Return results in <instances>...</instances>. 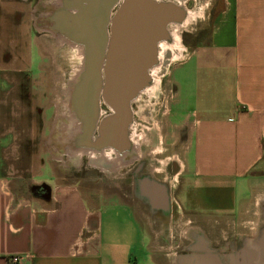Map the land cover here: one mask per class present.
<instances>
[{
    "label": "crops",
    "instance_id": "obj_1",
    "mask_svg": "<svg viewBox=\"0 0 264 264\" xmlns=\"http://www.w3.org/2000/svg\"><path fill=\"white\" fill-rule=\"evenodd\" d=\"M29 1L0 0L1 37L10 22L21 28ZM36 1L40 15L52 0ZM200 17L197 41L171 67L165 111L146 139L161 148L162 180L134 175L130 193L137 201L121 192L113 201L92 200L48 162L38 164L28 188H19L23 176L3 171L11 142L9 131H0V264L11 255L19 256L17 264H178L175 256L189 255L180 252V237L190 229L208 244L225 240L234 260L249 261L264 233V0H209ZM15 61L7 49L0 55L8 68ZM2 68L0 93L9 84ZM51 128L50 158L65 169L69 158L58 153ZM149 181L165 186L164 198ZM155 219L175 228L176 251L168 240L154 246L159 256L149 249L147 238L161 233L152 228Z\"/></svg>",
    "mask_w": 264,
    "mask_h": 264
},
{
    "label": "rangeland",
    "instance_id": "obj_2",
    "mask_svg": "<svg viewBox=\"0 0 264 264\" xmlns=\"http://www.w3.org/2000/svg\"><path fill=\"white\" fill-rule=\"evenodd\" d=\"M45 1L42 0L39 3ZM208 1H188L187 7L194 10V17H197L193 22L178 28L179 30L184 28L190 32H179L180 46L177 49L176 58L165 68L158 83L151 86L152 88L140 92L132 101L133 126L130 127L129 132L134 131L139 138L141 155L135 164L121 168L116 174H108L98 166L89 163L84 157L81 158L80 164L74 163L73 158L69 157L65 169L58 167L56 161L50 158L51 154L46 145L49 144L47 140L51 137L49 130L52 131L51 127L57 125L54 117L56 106L59 107L66 101L71 89V78L82 70L83 59L81 56L79 57L77 70L74 68V63L77 60L74 62L72 58L75 52L74 46L55 42L50 32H36L35 18L38 17L39 10L38 7L36 9L37 1L30 0L22 14L21 28L14 27L16 23L13 22V25L10 22V26L5 28L2 37L0 36L4 41L9 40L8 45L1 44L0 55L7 49L11 54V59L13 56L16 58L10 68H8V63L0 62L4 67L2 72L9 79V84L4 86L5 89L0 93V131L8 130L11 142L10 149L7 151L8 153L6 152V156L9 158L2 165L3 171H8L12 176L22 175L23 183L19 184V188L23 186L26 189L29 187L30 179L34 177V173L40 169L38 164L48 162L49 166L46 165V168H53L60 178L77 182L92 200L99 203L115 200V195H119L120 192L130 196L131 178L136 174L162 180L164 173L162 169H165L166 166L161 163V148L157 139H151L154 143L151 142L152 144L149 146L146 139L153 135L155 124L163 114V110L165 111V99L163 98L169 87L167 84L169 71L175 63L185 57L189 47L197 41L196 32L200 25L202 7ZM34 7L37 11L34 10ZM13 40L15 48L11 47ZM1 82L0 87H2ZM56 117L58 118V116ZM7 140L8 137H3L4 143ZM153 147L155 159H152L151 156ZM14 156H19L20 159H16ZM134 166L139 168L135 174L126 173ZM93 196L99 197L94 199ZM131 199H134L132 195ZM137 204L139 205V203ZM153 225L152 228L161 233L158 235L156 233L157 236L155 235L153 238H147L146 242H151L149 249L155 256H159L154 250L157 242L168 240L171 243L169 248L173 249L179 238L175 228L169 222L156 221L155 219ZM180 238L183 241L182 237Z\"/></svg>",
    "mask_w": 264,
    "mask_h": 264
},
{
    "label": "water",
    "instance_id": "obj_3",
    "mask_svg": "<svg viewBox=\"0 0 264 264\" xmlns=\"http://www.w3.org/2000/svg\"><path fill=\"white\" fill-rule=\"evenodd\" d=\"M85 2L72 0L67 3L64 0L51 19L53 28L85 45L82 76L94 78L85 91L92 94L93 102L100 95L115 112L112 119L118 117L124 130L131 119L128 104L149 82V69L157 62L155 45L168 37L165 25L181 22L186 9L185 6L171 2L123 0L115 14L109 18L108 10L112 0H91L89 4ZM108 21L109 33L106 31ZM93 24L100 34L95 39L92 36ZM84 86L79 85L80 91ZM124 141L127 142V139L120 140L122 144ZM155 186L165 197V186L154 183ZM199 235L198 243L188 246L189 254L202 250L193 264L200 263V258H204L203 262L216 261L215 251L202 234ZM262 236L263 243L250 249L247 264H264V261L254 260L264 256V233Z\"/></svg>",
    "mask_w": 264,
    "mask_h": 264
},
{
    "label": "flooded vegetation",
    "instance_id": "obj_4",
    "mask_svg": "<svg viewBox=\"0 0 264 264\" xmlns=\"http://www.w3.org/2000/svg\"><path fill=\"white\" fill-rule=\"evenodd\" d=\"M64 0H52L51 3H48L47 5L44 4L42 6L43 14L38 15L39 18L36 20L37 29L36 32H50L53 35L57 36L58 31H56L53 28V22L52 18H54L55 12L59 7H61V2L63 3ZM86 1V4H89L91 0H84ZM156 2H171V3H177L181 6H183V3L185 0H153ZM177 1V2H176ZM72 2V0H67V3ZM123 0H112V5L110 6L108 10V16L109 18L112 17ZM189 2H186V6ZM50 13V14H49ZM192 13L194 16V12L191 10H186L185 15L183 17V20L179 23H168L165 25V29L168 33V37L166 39H162L161 41L157 42L155 45L156 51H157V62L150 68L151 70L160 65H168V57L172 56V53H162L163 59L160 57L159 52V45L160 44H166L170 46V44H173L175 40L173 39V35L177 33V28L179 25H182L184 21L188 18V16ZM89 18V15L87 16ZM40 19H43L44 23L40 22ZM46 19V20H45ZM94 21V19H93ZM92 21V22H93ZM89 26V25H88ZM87 26V27H88ZM92 36L93 39H95L97 36H99V30L96 32L95 30V24L92 25ZM39 27V28H38ZM109 27L110 22H107L106 25V31L109 33ZM190 32L189 30H186L182 28L179 30L180 33ZM61 39H63L61 37ZM70 39V38H69ZM97 41V40H96ZM66 43V42H65ZM177 45V44H176ZM180 46V37H179V44ZM85 45L83 46L84 49ZM174 47V49H173ZM171 46L173 51H177L179 49L178 47L175 48V46ZM98 49H102V47L97 46ZM82 49V51H83ZM77 51V49L75 48ZM172 51V52H173ZM83 59V57H82ZM167 59V60H166ZM79 66V64H78ZM76 68V67H75ZM77 69V68H76ZM75 69V70H76ZM83 70V69H82ZM82 70L77 75H74L71 78L70 82V90L69 94L66 98V111H62L61 115L66 113L65 119H66V125L64 128V131H66V145L69 147L74 148L75 150H81L82 152L80 155H84V158H86L85 153L90 152L97 156L96 159H98V164L103 168L101 169L104 172H113L114 170H120L121 168L125 166H129L131 164H135L139 157V145L137 146L132 138L134 136H137L134 131L129 132V129L131 126H133V119H132V101L140 94L144 88L152 85L154 83V78L151 76V70H149V78L151 77L152 83L145 85V87L139 91V93L135 96L134 99H132L129 102V110L131 112V119L127 127L123 130L120 119L118 117L112 119V117H115V112L111 109V107L102 99L100 95L97 96V99L95 102L92 101V94L89 93V91H85L88 84H90L94 78L93 77H86L84 78L82 76ZM77 72V71H76ZM86 85L82 88V91H80L79 85ZM57 105V104H56ZM56 116H58L57 119V125H55L54 133H55V139H54V145L58 149V153H65L66 157H72L73 153L66 149L60 151L59 147L57 146V134L60 132L61 124L59 123V117L60 111L59 107L56 106ZM59 113V114H58ZM58 126V127H57ZM64 127V123H63ZM138 138V137H137ZM127 139V142L124 141L122 144L120 140ZM119 140V141H118ZM81 156L78 159V162H75L76 164H79L81 161ZM88 160V159H87ZM170 170L173 169V162L169 164ZM139 170L138 166L132 167L131 170L126 171V173H130V175H133ZM168 192V191H167ZM160 196V195H159ZM134 201L137 199H133ZM168 200V199H167ZM152 201H156L155 198H152ZM157 202V201H156ZM142 203H140L141 205ZM165 206V205H164ZM200 239V238H199ZM197 239V241L199 240ZM196 241V242H197ZM183 244L181 245L180 252L185 253L188 251V244L190 243L189 238L183 237ZM211 247L215 251V255L217 258L216 261H204V258H200V263L198 264H247L246 260L243 258H238L234 260L231 256V246L226 244L225 240L215 241L212 242ZM199 255L202 254V250H199ZM194 257L196 260L197 255L196 254H189V256ZM195 263V261L193 262Z\"/></svg>",
    "mask_w": 264,
    "mask_h": 264
},
{
    "label": "bare ground",
    "instance_id": "obj_5",
    "mask_svg": "<svg viewBox=\"0 0 264 264\" xmlns=\"http://www.w3.org/2000/svg\"><path fill=\"white\" fill-rule=\"evenodd\" d=\"M61 4H63L62 2H61ZM192 12V11H191ZM192 18H194V15L192 14V13H190V15L188 16V18L186 19V21H184V23L182 24V25H179L178 26V28L179 27H181V26H184L186 23H188ZM43 19H40V22L41 23H44V21H42ZM46 20V19H45ZM193 22V21H192ZM196 23V22H195ZM39 28V27H38ZM177 28V33H175L174 35H173V39L175 40V42L173 43V44H170V46H168V45H166V44H160L159 45V52H160V57H161V59H163V57H162V53H172V56L171 57H168L167 59H168V61H169V64L171 63V61L173 60V59H175L176 58V53H177V51H173V49H174V47L173 46H175V48L176 47H178L179 48V29ZM57 38L56 37H54L53 39L55 40V42H58V43H60V42H66L67 44H69V45H71V46H74L76 49H77V51L75 50V48H73L74 49V54H73V56H72V58H73V60H74V68L75 67H78V59H79V57L81 56V59H82V57H83V51H82V49H83V45H82V43H79V42H75V41H73L69 36H67V35H64V34H62V33H60V32H58L57 33ZM61 37L63 38V39H61ZM70 38V39H69ZM177 44V45H176ZM171 46L173 47V49L171 48ZM84 50V49H83ZM175 50V49H174ZM173 51V52H172ZM184 55V54H183ZM166 59V60H167ZM168 64V65H169ZM168 65H160V66H156V67H154L152 70L151 69H149V70H151L150 72H151V76L154 78V83L152 84V85H150V86H148V87H146V88H144V90H142L141 92H143V91H145V90H147V89H150V88H152L151 86H153V85H155L156 83H158L159 82V80H160V77L163 75V73H164V71H165V68L168 66ZM78 70V69H77ZM149 75V74H148ZM152 81V79H151V77L149 78V82L147 83V84H149L150 82ZM146 84V85H147ZM62 95V94H61ZM66 111V101H64V104L63 105H60L59 106V111H60V116L61 117H59V123L61 124V128H60V132L57 134V138H58V140H57V146L59 147V150L60 151H62V150H65L66 151V149L67 150H69L70 149V151L73 153L72 155V158H73V160H75V162H78V159L80 158V153L82 152L81 150H75L74 148H72V147H69V146H67L65 143H66V136H67V133H66V131H64V128H65V125H66V117H65V115H66V113H64L63 115H61V113H62V111ZM59 114V113H58ZM63 123H64V127H63ZM132 140H133V142L138 146L139 145V138H137V136H134L133 138H132ZM67 152V151H66ZM68 153V152H67ZM141 154H140V152H139V156H140ZM85 156H86V158L88 159V161H89V163H91V164H94V165H96V166H98L100 169H103L99 164H98V159H96L97 158V156L96 155H94L93 153H90V152H86L85 153ZM118 171V170H117ZM117 171H113V172H106V173H108V174H116L117 173ZM133 181V180H132ZM150 183H149V185L150 186H152L153 187V185H154V183L153 182H151V181H149ZM156 187V186H155ZM168 193V192H167ZM140 195L143 197V198H147V195H145V193H143V191L141 192L140 191ZM167 198V197H166ZM138 199V198H137ZM200 233L199 232H197V231H195V230H188V231H186L185 232V236L186 237H188L189 239H190V241H192L193 243H195L196 241H197V239H199L200 238V235H199ZM170 259V258H169ZM174 260H176L177 261V263L178 264H193V262L195 261V259H194V257H192L191 255L189 256V255H187V254H184V255H180V256H175V259ZM176 263V262H175Z\"/></svg>",
    "mask_w": 264,
    "mask_h": 264
},
{
    "label": "built area",
    "instance_id": "obj_6",
    "mask_svg": "<svg viewBox=\"0 0 264 264\" xmlns=\"http://www.w3.org/2000/svg\"><path fill=\"white\" fill-rule=\"evenodd\" d=\"M18 260H19V256L17 255H11L8 256L7 258L8 264H17Z\"/></svg>",
    "mask_w": 264,
    "mask_h": 264
}]
</instances>
